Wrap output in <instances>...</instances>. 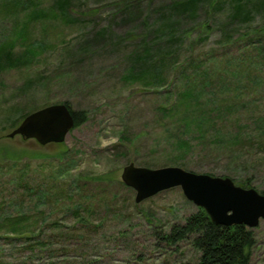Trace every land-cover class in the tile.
Listing matches in <instances>:
<instances>
[{
  "label": "rangeland",
  "instance_id": "1",
  "mask_svg": "<svg viewBox=\"0 0 264 264\" xmlns=\"http://www.w3.org/2000/svg\"><path fill=\"white\" fill-rule=\"evenodd\" d=\"M54 1L23 5L44 8L41 17L0 6V39L24 27L27 43L39 46L28 66L0 70V264H196L191 236L173 243L166 235L198 206L179 186L136 203L120 175L129 162L177 165L264 191V125L248 122L264 112V83L252 103L230 109L242 120L237 126L231 114L214 124L205 137L210 146L196 147L183 163L165 147L170 120L160 110L171 64L210 50L238 55L227 37L263 22L264 9L248 24L231 21L228 5L207 11L201 4L171 45L158 25L179 0H72L66 17L48 10ZM22 47L18 41L15 49ZM64 101L87 117L62 143L6 137L21 109ZM23 182L45 193L38 199ZM16 216L18 226L8 219ZM252 230L249 264H264V219Z\"/></svg>",
  "mask_w": 264,
  "mask_h": 264
},
{
  "label": "trees",
  "instance_id": "2",
  "mask_svg": "<svg viewBox=\"0 0 264 264\" xmlns=\"http://www.w3.org/2000/svg\"><path fill=\"white\" fill-rule=\"evenodd\" d=\"M27 1L29 0H0V6L12 12L14 10L16 13L19 12L17 9L25 8L32 17L44 15L45 10L39 5L23 7ZM71 2L72 0H55L48 10L66 17L72 9ZM201 4L207 11L228 5L229 8L231 7L229 16L231 21L239 19L248 24L255 20L261 9H264V0H179L169 7V12L162 14L163 21L158 25L159 31L167 34V43L172 45L179 39L181 33L179 34L178 27L182 19L188 16L196 18ZM199 26L204 33L208 32V23H202ZM27 34L28 31L24 27H18L13 30V34L0 39V70L26 67L28 62L34 59L38 52L36 48L39 46L35 47L33 43H27ZM223 34L226 33L223 32ZM18 41L23 43V47L16 51ZM226 42L234 43L239 54L226 58L224 57L226 52L210 50L191 56L190 59L184 58V62L178 61L170 65L171 75L165 81V88L161 90L168 95V100L160 106V110L170 120L166 131L165 147L176 151L175 158L172 160L173 162L175 160V163H183L182 161L196 147H201L203 150L209 147L210 143L205 142V137L210 134L214 124L230 115L232 112L230 109L236 107L242 109V106L252 103L253 101L249 100L253 95L256 97L259 89H262L264 21L255 25L250 24L236 37H227ZM215 87L220 89H218L221 94L219 98L213 93L218 94ZM223 101L224 106L221 104ZM64 103L71 110L74 126L86 120L87 115L84 110H73L68 101ZM28 112L30 111L21 109L19 117L10 125L22 119ZM238 114L236 112L235 115H230L236 126L242 121ZM248 122L263 126L264 112L254 114ZM211 135L218 138L216 134ZM23 186L38 199L45 193L42 190H34L28 183H24ZM239 186L244 187L245 184L242 182ZM262 193L264 194V191ZM74 204L77 202L71 200V207ZM8 219L11 220L10 224L18 226L20 223L17 221L19 219L21 221V216ZM188 236L192 237L193 246L200 252L196 264H249L251 248L255 244L252 228L243 224L231 226L214 224L201 207H197L195 212L189 214L184 223L174 224L166 238L175 243Z\"/></svg>",
  "mask_w": 264,
  "mask_h": 264
},
{
  "label": "water",
  "instance_id": "3",
  "mask_svg": "<svg viewBox=\"0 0 264 264\" xmlns=\"http://www.w3.org/2000/svg\"><path fill=\"white\" fill-rule=\"evenodd\" d=\"M73 126L67 104L53 103L27 113L6 137L33 139L42 146L62 143ZM120 178L135 190L136 203L179 186L183 195L203 208L214 224L253 228L264 219V194L253 187L239 186L228 176L196 173L177 165L150 168L129 162L123 166Z\"/></svg>",
  "mask_w": 264,
  "mask_h": 264
}]
</instances>
